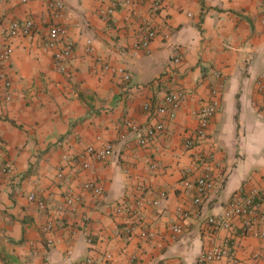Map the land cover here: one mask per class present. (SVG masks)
Segmentation results:
<instances>
[{"label": "crops", "instance_id": "0c3cea01", "mask_svg": "<svg viewBox=\"0 0 264 264\" xmlns=\"http://www.w3.org/2000/svg\"><path fill=\"white\" fill-rule=\"evenodd\" d=\"M46 1L0 0V46L11 19L29 17L35 25L30 36L10 41L6 68L12 98L0 96V264H63L67 249L72 258L91 256L96 264H196L212 241L232 236L234 264H264V239L238 236L240 221L216 237L204 229L205 219L220 214L237 193L264 189L263 94L256 83L264 74L260 0H160L157 13L151 12L154 0H133L108 20L99 14L100 0H62L66 8L57 17ZM144 16L147 26L159 31L148 50H134ZM52 24H61L74 41L64 71L54 66V49L42 48ZM175 50L183 55L180 64L170 61ZM215 72L225 79L221 108L199 147L214 156L215 185L196 205L180 181L197 147L185 149L182 141L197 125L194 110L219 80ZM171 90L183 92L173 117L143 111L144 102L161 103ZM125 118L143 126L163 120L164 129L141 146L124 126ZM103 141L113 144L112 153L105 161L92 160L87 169L62 158ZM58 166L72 175L75 186L94 180L104 194L81 191L79 209L56 219L55 241L48 245L40 227L49 213L28 195L62 203ZM161 190L166 193L161 205L135 209L137 197L151 198ZM260 213L254 229H264V202ZM133 219L154 231L153 239L123 233ZM174 223L182 228L175 239ZM216 264L232 263L222 258Z\"/></svg>", "mask_w": 264, "mask_h": 264}, {"label": "built area", "instance_id": "2783aa9c", "mask_svg": "<svg viewBox=\"0 0 264 264\" xmlns=\"http://www.w3.org/2000/svg\"><path fill=\"white\" fill-rule=\"evenodd\" d=\"M26 1V0H22ZM103 5L99 8V14L105 20L111 18L113 13L121 7L132 6L133 0H100ZM47 6L51 13L57 17L65 11V4L62 0H47ZM259 19L261 26L264 28V0H260ZM161 7L160 0H154L151 5V12L157 13ZM141 25H145L139 36L133 43L134 50H148L151 41L155 38L159 31L156 25L147 26L149 24L148 17L141 18ZM35 29L32 18L25 17L21 19H11L5 25V40L4 45L0 46V96L4 101H10L12 98V82L9 73L7 72V63L11 56L10 41L17 37H28ZM168 37V36H167ZM43 49H54L53 63L57 70H65V62L71 57L74 51L73 39L65 35L64 27L61 24H52L47 29V34L42 43ZM91 47H87V51H91ZM183 55L179 50H175L170 56V61L174 64L182 62ZM106 69L109 65L104 66ZM121 74L124 79L129 78V74L123 68L114 69ZM219 72L215 75L219 77L216 84L211 85L208 90L206 100H204L198 108L194 110L197 118V125L186 136L182 145L185 149L197 147V150L192 154L189 165L184 168V176L180 181L181 188L193 192V203L200 205L202 200L206 198L214 189L215 180L212 175L213 166L216 164L213 154L206 153L199 149L207 136V130L213 117L220 111L221 108V92L223 90L225 79ZM257 89L263 94V99L259 103L260 109H264V74H261L257 80ZM183 97L181 90H171L165 93L162 102L153 104L149 101L144 102L142 109L150 117L168 116L173 117L179 109ZM124 126L134 135L138 145L144 146L155 140L159 133L164 129L163 120H156L152 124L140 125L136 121L125 118ZM121 134V137H124ZM100 140V136H97ZM113 151V144L110 141H103L99 145L87 144L82 150L72 156L63 155L64 160L70 161L72 164L79 165L83 169L90 166L92 160L105 161ZM154 164L149 165L153 169ZM55 178L61 185L64 191V200L58 205L48 203L42 198H39L34 192L28 195L30 201L36 202L39 209H43L49 213L47 220L41 225L40 229L47 234L46 242L48 245L54 244L53 230L56 219L65 216L67 213L76 212L82 202V192L88 191L92 195L100 197L104 194L103 186L94 180H86L75 186V179L71 174L64 171L62 166H58L55 172ZM80 190H78V188ZM165 191H159L155 196L146 198L139 196L136 198L135 209L141 210L148 206L158 207L161 205L165 197ZM264 202V189L253 188L248 192H239L233 196L223 207V210L218 215H211L204 221V229L215 234L221 230L232 229L236 221H240V228L237 232L238 236L253 234L258 238L264 239V229H254L255 224L260 220V206ZM118 208L117 210H120ZM178 212L182 217L187 216L180 207ZM138 217V216H137ZM181 225L174 223L171 226L172 238L175 239L181 233ZM122 232L127 236L138 235L145 240H151L154 237V231L143 227L138 220H131L122 228ZM235 254V238L229 237L218 242L212 241L211 244L203 250L196 260V264H216L222 258L230 259L231 263ZM106 259H110V255H105ZM63 264H96V260L91 256H86L82 259L72 258L71 249H67L63 256Z\"/></svg>", "mask_w": 264, "mask_h": 264}]
</instances>
